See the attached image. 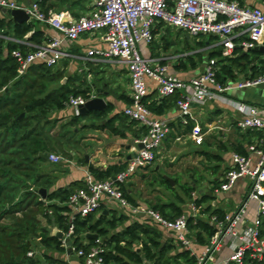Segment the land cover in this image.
I'll list each match as a JSON object with an SVG mask.
<instances>
[{
  "label": "built area",
  "instance_id": "1",
  "mask_svg": "<svg viewBox=\"0 0 264 264\" xmlns=\"http://www.w3.org/2000/svg\"><path fill=\"white\" fill-rule=\"evenodd\" d=\"M43 1L34 0L30 5H25L17 0H0V9L24 10L31 21L46 24L63 34V39L53 38L40 45L11 36H1L31 48L29 51L15 49L11 53L17 61L18 76H24L33 66L46 65L53 68L64 59L73 58L74 54L63 48L64 39L76 41L86 34H102L107 46L90 48L82 58L116 60L127 66L131 80V103L124 113L144 129L138 140L143 148L125 169L105 180L97 179L89 171L85 178L86 188L76 190L64 204L70 208L69 229L67 232L62 231L65 238L71 239V245L68 247L64 238L63 246L82 258L85 264H108L105 256L107 248L100 237L95 240L96 244L84 242L86 247L76 249L73 245V238L76 237L75 221L97 213L106 198L117 202L122 209H140L135 208L127 199L124 188H128L139 170L157 160L160 148L172 132L169 123L154 115L146 104L150 93L148 80L157 83L161 98L176 94L180 96L177 106L186 125L193 118L194 104L204 106L210 101L229 102L224 96L229 90L264 83V74L237 84L222 85L217 80L219 60L234 57L238 47L251 50L264 46V11L259 7L242 5L238 0H94L91 14L67 19L64 12H46L42 7ZM158 24L185 31L196 38L215 37L216 45L222 51L221 58L206 59L202 72L190 79L171 74L168 65L145 56L141 50L142 44H151L154 41V31ZM89 100L83 96L71 97L69 105L76 115H80L81 106ZM232 102L244 115L238 122V127L242 130L257 129L262 134L258 142L249 147L250 153L256 154L257 159L254 161L250 155L233 153L232 166L225 172L219 184L212 185V190L217 194L228 192L235 188L240 179H249L246 200L231 213H227L223 221H219L216 216L209 218L210 224L217 231L200 254L193 251L194 241L189 237L188 228V220L191 217L198 218L201 213L195 201L190 213L173 220L163 217L151 207L141 210L156 223L176 234L184 248L195 255L194 264H215L216 254L222 250L226 237L233 239L235 249L223 264H246L247 259L264 264V119L259 116L257 107ZM190 137L197 144L204 142V134L199 125L193 127ZM183 138L180 135L177 141H183ZM62 159L58 153L49 155V160L55 163ZM250 201L257 202L258 209L252 223L242 230L240 227L244 224ZM40 254L38 249L28 252L31 258ZM39 264L71 262L43 259Z\"/></svg>",
  "mask_w": 264,
  "mask_h": 264
},
{
  "label": "crops",
  "instance_id": "2",
  "mask_svg": "<svg viewBox=\"0 0 264 264\" xmlns=\"http://www.w3.org/2000/svg\"><path fill=\"white\" fill-rule=\"evenodd\" d=\"M17 1L21 4L30 5L34 0ZM238 1L242 5L259 7L264 11V0ZM47 5L51 6V11L57 13H66L67 19H77L91 14L94 8V0H49ZM0 16L8 17L10 15L3 13L2 9H0ZM29 22H31V20ZM37 29L45 34L43 43L53 38L63 39V34L61 32L46 24L38 23ZM155 31L156 34L154 41L151 44L144 43L141 45L142 53L145 56L168 65L169 72L171 74L177 75L184 79H190L202 72L203 69L201 68H198L197 70H191L188 66V69L185 70L179 67L182 61L189 63V58L195 53L194 50L192 51V42L190 41L192 36L182 30L167 28L163 24H158V26L155 28ZM207 39L206 46H200L199 51L208 50L207 52L209 54L211 51H216L219 49L215 40L211 41L209 38ZM199 40H201V38H197L196 41L198 42ZM28 43L36 45L30 41H28ZM106 46L107 45L102 34H86L76 41L64 39L63 48L72 52L74 57L64 59L59 62L57 66L52 68L54 74H57V76H59V74L63 76L61 85L68 84L72 89H85L90 92L91 98L95 96L102 97L107 102L106 109L108 107L111 109L105 116L101 118H97L93 113H102L105 112L106 109L102 112H90V114H88L86 117H81L78 119L82 121L83 124L80 126V123L79 128L75 127L74 133H76V135L79 134L81 137H85V141H88L89 145V147L83 153V157L81 159L82 161L78 158L80 154L79 151L71 152L72 156H74L75 162L71 160L69 164H63L62 162L55 163L50 161L49 158L47 159V161L54 165V169L52 171L47 170L43 172L42 175L48 177L47 179H49V183H47V187H49L50 191L61 187H68L76 181H85L90 165H94L103 169H106L112 165L124 164L127 166L130 160L134 158L141 149L138 140L143 135V133L140 131L143 128H141V126L136 122L133 123L134 121H131L124 113L125 109L131 103V80L127 66L123 63H119L116 60H84L82 58V56L86 55L90 48H105ZM241 49L244 53L251 51L249 49ZM259 52L260 56L256 57L255 64H258V61L260 60L259 58L264 59V52ZM250 73L251 72L247 73L246 75H240L236 82L229 81V83L237 84L241 81L247 80ZM148 86L150 89L148 96L149 99L151 101H157L161 99L157 90V83L153 80H148ZM224 96L229 100V102L210 101L204 106L197 104L193 105V118L191 121L194 123V126L199 125L202 129V133L204 134V142L201 144H197L190 137L193 128L187 134L183 133L187 131L188 124H184V119L177 104L167 110L165 114L157 115V117L166 120L169 125H173L171 134L159 150L158 158H162L166 156V154L169 155L168 151H172V147L178 145H183L185 148L187 147L189 149V151H186L185 153L195 152L198 155H201L199 152L205 150L207 152L219 154L222 157L220 162H210V164L213 163L209 165V169L212 170V173H210L209 178L205 182L207 183L205 188H202L200 191H198L200 185L194 183L195 181H190V184H194L195 191L192 194V201L187 202V206L189 205V207L188 211H184L185 213H190L193 206L192 203L196 199L202 198L203 195L207 194V192L215 195V197L208 196L210 198L209 201L203 203L202 207L205 208L212 206L214 208H221L227 213H231L236 206L243 203L247 198V192L250 183L249 179H240L234 189L218 194L212 190V185L219 184L225 172L232 166L233 153H237L233 150V145H243L246 148L247 153H249L248 155H250L254 161L257 159L256 154L250 153L249 147L252 144L258 142L260 138L258 133L261 132L257 129L242 130L238 127L237 124L241 119H243L244 115L242 112L236 109L235 104L232 101L257 107L259 110V116L264 119V93H251L247 92L246 88H234L226 92ZM52 114L56 117L55 119L64 120V123H69L68 119L72 118V116V119L81 116V114L76 115L74 109L70 107L69 104L66 106V108L62 110H56ZM122 117L124 118L122 119ZM50 119L53 120L54 118L50 116ZM108 124L111 126L109 125L106 127ZM179 126H181L182 132L180 134L176 131V127ZM84 131L87 133L83 134ZM53 133L55 135H59L58 132L55 133L53 131ZM180 135L184 137L183 141H177V137ZM193 148L198 149L194 150ZM77 152L78 154L75 156ZM52 153H58L61 155V153L57 151H53ZM201 156L204 157L203 155ZM43 163H41V165L44 167ZM147 170V167L141 169L133 177L128 186L129 192L131 194H133L134 186L136 184L134 178L138 175L144 176ZM163 177L165 178V176ZM203 177L204 176H200L199 180H203ZM175 183L178 185L176 180ZM114 202V200L106 198L101 209L94 214L96 217L95 219L98 220L101 215H105L108 218H113V216H115ZM135 208L140 209L136 211H133L132 209H123V211L125 210V214L128 216L132 214L133 217L138 221H141V218H143L146 219L147 222L157 224L163 233L161 234L162 242L164 244L169 243L173 246L180 245L181 249H186L178 241L177 236L173 231L164 228L160 224L156 223L145 212L141 211L143 208H145V206L137 205ZM257 209V202L250 201L249 210L245 216L244 224L240 227L242 230L244 227L249 226L252 223L256 216ZM198 218L209 221L210 217L208 214L200 213ZM139 223L142 224V222ZM56 230L61 229L54 226L51 234H54ZM89 233L92 234V232H88V234ZM42 234L45 235V233ZM87 236L88 235L86 233L83 242L90 243V239L92 238H88ZM189 237L192 239V241H194V253L200 254L206 244H200L196 240L195 236L192 235L190 230ZM102 239L104 240L105 238ZM234 249L235 245L233 239L231 237H226L222 250L216 254L215 264H223L224 260L230 257ZM38 250L41 252L40 255L48 254L60 261L68 260L71 262V264H85L82 258L78 257L75 253L71 252V250L67 248L64 252L54 249L46 250L43 248V246H41Z\"/></svg>",
  "mask_w": 264,
  "mask_h": 264
},
{
  "label": "trees",
  "instance_id": "3",
  "mask_svg": "<svg viewBox=\"0 0 264 264\" xmlns=\"http://www.w3.org/2000/svg\"><path fill=\"white\" fill-rule=\"evenodd\" d=\"M48 1L49 0H44L42 3V7L46 12H49L51 9V6L47 5ZM8 17L0 16V227L7 216L14 215L16 212L24 213L26 211L22 208L21 204L16 205L12 209L3 208L2 201L8 197V189L10 188L5 182L7 178L6 168L13 162L12 159L6 160V153L12 156L20 155L26 161H35L36 163L38 162V164L43 163L49 158V155L55 151L59 142H61V137L53 133L51 124H53L54 120L49 118L50 114L56 110L66 108L71 97L83 96L84 98L91 99L89 91L79 88L72 89L68 84L61 85L60 88L52 92H47L49 84L53 83L58 76L53 73L52 68L46 65L33 66L24 76L19 77L17 72V61L11 53L15 49L29 51L31 48L24 44L6 40L1 36H11L40 45L44 41L45 34L37 29V24L39 22L31 21L21 24L15 23L10 16ZM28 34L30 35L26 38ZM155 34L156 31H154V37ZM207 40L206 37H201V40L197 43L199 46L204 47L206 46ZM209 40L214 41L216 39L215 37H209ZM221 56L222 51L219 48L216 51H211L207 57L202 55L199 57L202 61H205L206 58H221ZM257 56H260L259 51L251 49L250 52L244 53L241 47H238L234 57L219 60L220 70L217 74V80L222 85H227L229 81L236 82L240 75H246L249 72L251 73L248 79L258 78L260 75L264 74V59L259 58L258 64H255ZM193 59L194 57L191 56L189 61L192 65H195ZM179 67L187 70L188 63L182 61ZM32 74L36 77H40L43 82L38 85L37 80H33L32 83L26 84L23 88L22 84L24 80L28 81L29 75ZM36 93L38 97L35 96ZM179 98L180 96L178 94L164 97L157 101H151L149 97H147L146 104L154 115H163L167 110L177 104ZM110 109L111 108L108 107L105 112H94L93 114H95L97 118H101L105 116ZM23 113H25V116H23ZM88 114H81V116L75 117L74 120L86 117ZM123 118L124 117H122V119ZM109 125L110 124L106 127ZM63 126L62 129H64ZM193 126L194 123H192V121L189 122L187 131L183 133L187 134L191 131ZM140 131L144 133V129ZM176 131L179 134L182 133L181 126L176 127ZM258 134L261 138L262 134ZM17 146L18 149L15 150ZM233 150L241 155L247 156L249 154L246 148L241 144L233 145ZM199 153L209 162H220L222 160V157L216 153L207 152L205 150ZM125 167L126 166L122 164L112 165L103 169L90 165L89 171L97 179L105 180L125 169ZM27 168H30L31 171L34 170L32 165ZM26 176L30 177L31 174H26ZM159 180L162 185H167L169 190L174 189L170 182L162 175ZM194 183L197 182L195 181ZM42 188H46L48 191L44 199L42 195L39 194V197H41L39 205L42 216L46 218L47 222L53 227L56 226L64 232H67L69 229L68 213L70 208L64 204L69 196L76 190L86 188L85 181H76L68 187H61L53 191L49 190L47 184ZM181 188L189 197H192L195 191L194 184L186 183L181 185ZM124 192L127 199L132 204H136L135 198L133 194L129 192V189L124 188ZM177 197L182 199L178 195ZM209 199L208 196L203 195L202 198L195 200L196 205L201 209V213L208 214L209 217L216 216L219 221L225 220L227 212L224 209L214 208L212 206L202 207L203 203L209 201ZM151 208L159 212L163 217L172 220L185 214L183 208L175 202H157L151 205ZM123 220V216L116 217V215L113 216V218L101 215V217L96 220L94 214H90L85 219L78 218L75 221L76 237L73 238V245L77 250L86 247L83 242L84 236L86 233L92 232L97 233L100 238H105L103 244L107 248L105 256L108 264L195 263L196 257L190 250L182 249L175 254H171L174 246L162 242L161 232L143 224L135 223L127 226L122 231L110 233V229L117 228L118 224ZM36 223L37 222L29 218L27 223L24 221L17 224L18 231L16 233L21 237V247L23 249V255L20 257L10 256L9 259L4 258V253L1 252V249L4 250L8 245L6 240L2 241L4 240L2 239L3 231H0V264H39L43 259L48 261L57 260L48 254L38 255L36 258L28 256L29 251L37 248L39 249L41 246L46 250L54 249L61 252L66 250L62 240L54 234H51V232H47L45 228L41 229L44 230V232H36ZM188 228L200 244H207L217 231V228L211 225L209 221L193 217L188 220ZM42 233H45L44 237H42ZM137 241L141 243L142 248L136 250L134 245ZM90 244H96V241L90 239ZM246 264L262 263L256 261L251 262L247 259Z\"/></svg>",
  "mask_w": 264,
  "mask_h": 264
},
{
  "label": "rangeland",
  "instance_id": "4",
  "mask_svg": "<svg viewBox=\"0 0 264 264\" xmlns=\"http://www.w3.org/2000/svg\"><path fill=\"white\" fill-rule=\"evenodd\" d=\"M196 40V37H191L190 40L192 42V51H195L192 55V57H194L193 61L195 62V65H192L191 62L188 63L189 69L191 70H197L198 68L203 69L204 60L202 61L199 56L202 55L206 57L208 55V50L199 51L200 46ZM33 80H37L38 85L43 82L40 77H36L32 74L29 75L28 81L24 80L22 87L24 88L26 84L32 83ZM62 81L63 76L59 74L56 80L49 84L47 92H52L53 90L60 88ZM35 96L38 97V94L36 93ZM23 116H25V113H23ZM50 116L54 118V122L51 124L53 131L55 133L58 132V137H61V142H59L58 146L55 148V151L60 152L62 155L63 159L61 162L63 164H69L71 160L75 162L74 156H72L71 153L74 151L80 152L78 158L81 160L83 153L89 145L88 141H85V137H81L79 134L76 135V133H74V128H79V124L81 123V126L83 122L80 120L75 121L72 119V116V118L68 119L69 123H64V120L55 119L56 117L53 116L52 113ZM62 125H64V129H62ZM84 133L86 134L87 132L84 131L83 134ZM18 146L14 149L17 150ZM193 149L195 150L198 148ZM186 151H189V149L187 147L185 148L183 145L173 146L172 151H168L169 155L166 154V156L162 158H157V160L147 168L148 170L144 176L138 175L134 178L136 182L133 191V196L136 201L134 206L143 205L146 208L151 207V205H154L157 202H175L181 206L185 212L188 211L189 205L187 206V202H191L192 197L186 195L185 191L181 188V185L186 183L190 184V181L192 180L196 181V184L200 185L198 191L205 188L207 185L205 182L209 178L210 173H212V170L209 169V165L213 163L210 164L205 157H202L195 152L185 153ZM77 154L78 152L75 156H77ZM6 158V160L12 159L13 162L6 168L7 178L5 179V182L10 188L8 189V197L2 201L3 208L12 209L16 205L21 204L22 208L26 210L24 213L16 212L14 215L7 216L6 220L1 223L0 231H3L2 239H4L2 241L6 240L8 245L4 250L1 249V252L4 253L5 259H9L10 256L20 257L23 255L21 237L16 233L18 231L17 224L19 222L22 223L25 221L27 223L29 218L30 220H34L37 222L36 232H44V230H41L43 228H45L47 232H51L53 229V226L42 216L39 205V201L41 199V197H39V192L43 186H46V184L49 183V179H47L48 177L42 175L43 172L47 170L52 171L54 169V165L46 160L44 163L48 164L46 165L43 163V167L41 163L38 164V162L36 163L35 161L30 162V160L26 161L20 155L12 156L9 153H6ZM31 165L32 168H34L32 171L30 168H27ZM26 174H31V176L28 177ZM161 175L172 177L177 180L178 185H175L173 187L174 189L169 190L167 185H162L160 182L159 179ZM200 176H204L203 178L205 180H199ZM177 195L182 199L178 198ZM114 208V214L116 217L123 216L124 220L118 224L117 228L110 229V233L122 231L127 226L139 222H142L143 225L162 233L157 224L147 222L146 219L141 217V221H138L132 214H130V216L126 215L125 210L123 211L121 206L116 202H114ZM134 248L136 250L142 248L141 243L138 241L135 242ZM180 250H182L180 245H174V249L171 251V254H175Z\"/></svg>",
  "mask_w": 264,
  "mask_h": 264
},
{
  "label": "water",
  "instance_id": "5",
  "mask_svg": "<svg viewBox=\"0 0 264 264\" xmlns=\"http://www.w3.org/2000/svg\"><path fill=\"white\" fill-rule=\"evenodd\" d=\"M3 13L5 14H9L13 21L15 23H26V22H29L30 21V17L29 15L24 11V10H20V9H7V8H1ZM255 51H263L264 52V46H258L256 48H254ZM246 91L247 92H251V93H264V83H260L256 86H252V87H248L246 88ZM107 107V102L105 99H103L102 97H99V96H95L93 98H91L87 104L85 105H82L80 110H81V114H88L90 112H93V111H104ZM140 148H143V145L140 144ZM165 179L168 180L172 186H175L176 183H175V180L168 177V176H165ZM47 189L46 188H42L40 190V194L42 195L43 198H46L47 196ZM207 196H213L215 197V195H212L210 192H207L206 194ZM55 236H57L60 240H63L65 237H64V232L62 230H56V232L54 233ZM88 238H92L94 240H97L99 238V235L97 233H89L87 234ZM45 235L42 234V237H44ZM65 241H66V244L68 247H70L71 245V239L68 237V238H65Z\"/></svg>",
  "mask_w": 264,
  "mask_h": 264
}]
</instances>
